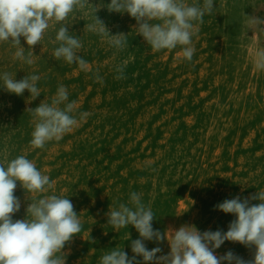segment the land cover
<instances>
[{
	"label": "rangeland",
	"instance_id": "obj_1",
	"mask_svg": "<svg viewBox=\"0 0 264 264\" xmlns=\"http://www.w3.org/2000/svg\"><path fill=\"white\" fill-rule=\"evenodd\" d=\"M214 6L197 25L191 62L179 47L153 52L127 13L97 12L110 34L127 35L128 47L121 52L87 32V17L78 16L68 30L80 37L78 54L90 70L99 69L102 84L90 78L91 71L54 59L55 45L48 40L54 32L33 46L32 65L14 60L15 49L0 44V72L17 81L27 74L41 77L35 100L27 90L17 96L0 88V159L25 155L53 185L46 193L27 195L17 182L14 195L21 208L12 218H26L33 195L68 197L83 230L63 249L66 264H98L116 247L133 255L138 232L131 225L114 230L106 216L110 206L127 203L131 192L151 207L154 230L192 225L203 233L226 232L235 219L216 205L264 190V70L253 63L254 53L264 48V32L247 24V16L264 17V0H214ZM21 46L27 48L23 38ZM117 64L126 65V79H114ZM59 84L68 88L76 110L88 115L61 140L32 149L34 125L26 109L50 102ZM145 245L160 247L157 256L170 251L167 239ZM229 250L245 260L254 252L225 241L215 254Z\"/></svg>",
	"mask_w": 264,
	"mask_h": 264
},
{
	"label": "clouds",
	"instance_id": "obj_2",
	"mask_svg": "<svg viewBox=\"0 0 264 264\" xmlns=\"http://www.w3.org/2000/svg\"><path fill=\"white\" fill-rule=\"evenodd\" d=\"M214 0H110V3L93 5L90 0H0V44L15 49L13 59L32 65L33 46L39 45L46 34L55 45L52 56L68 65H77L85 73L91 71L94 82L103 83L99 69L90 70L89 63L78 53L83 48L80 37L69 32L71 21L78 16L87 17V32L107 40L116 52L128 47L127 35L110 34L104 22L97 16L101 8L109 13H127L136 21L140 35L153 52L173 50L179 47L184 60L191 62L196 51L193 36L203 17L211 15ZM249 29L264 32V17L247 16ZM21 38L27 48L21 46ZM254 67L264 70V48L254 53ZM126 65L114 66V79H126ZM41 77L27 74L17 81L10 72H0V88L17 96L25 90L31 100L40 96L37 86ZM76 101L69 100L68 88L59 84L50 102L42 101L35 108H27L34 125L29 144L32 149H44L46 144L59 141L72 131L88 113L76 110ZM17 182L26 194L46 193L52 188L49 175L43 174L25 155L13 159H0V264H66L63 251L73 237L80 234L83 225L68 197L61 195H33L26 208V218L13 220L21 202L14 195ZM251 201H259L252 204ZM233 219L226 232L222 230L201 233L195 226L182 225L178 230L165 233L154 230V213L142 202L141 194L131 192L127 203L109 207L107 225L114 230L133 226L139 239L132 241L131 257L116 247L105 252L98 264H264V190L250 197L226 199L215 206ZM167 239L170 251L157 256L162 249L148 250L145 241L157 243ZM225 241L236 242L249 249L254 248L252 259L234 254L231 250L217 256ZM138 257L142 259H138Z\"/></svg>",
	"mask_w": 264,
	"mask_h": 264
}]
</instances>
